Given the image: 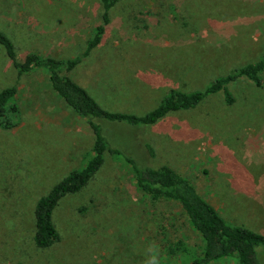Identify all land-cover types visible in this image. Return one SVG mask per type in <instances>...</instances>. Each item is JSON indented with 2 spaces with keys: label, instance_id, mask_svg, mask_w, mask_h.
I'll return each instance as SVG.
<instances>
[{
  "label": "rangeland",
  "instance_id": "rangeland-1",
  "mask_svg": "<svg viewBox=\"0 0 264 264\" xmlns=\"http://www.w3.org/2000/svg\"><path fill=\"white\" fill-rule=\"evenodd\" d=\"M99 14L97 0H0V32L18 60L35 52L64 61L84 49ZM263 55L264 0H115L100 42L65 75L102 108L142 114L170 88L202 90ZM259 77V85L230 81L231 104L217 92L148 126L94 122L111 148L173 168L227 222L264 233V68ZM11 85L15 107L3 114L11 125L0 126V264H147L154 251L160 264H186L197 255L200 238L179 204L148 198L108 152L92 179L54 207L57 239L36 247L37 198L83 165L93 136L45 69L17 74L0 46V90Z\"/></svg>",
  "mask_w": 264,
  "mask_h": 264
},
{
  "label": "trees",
  "instance_id": "trees-1",
  "mask_svg": "<svg viewBox=\"0 0 264 264\" xmlns=\"http://www.w3.org/2000/svg\"><path fill=\"white\" fill-rule=\"evenodd\" d=\"M97 1L100 5V22L92 28V35L86 40L80 54L64 61L35 52L25 53L18 60L10 39L0 32V46L17 74L27 73L34 68L45 69L52 90L78 116L86 120L93 136L90 155L83 165L68 171L45 194L37 198L33 208L34 245L45 248L57 239V231L52 222L54 207L63 196L78 192L92 179L103 162L104 152H108L116 155L117 160L128 166L135 187L148 198L173 200L179 204L188 224L201 241L197 255L192 256L186 264H208L226 257L233 258L237 264H261L258 254L264 255V233L243 224L227 222L214 206L197 192L195 186L173 168L165 164L157 167L149 164L141 165L129 154L111 148L94 119L103 118L129 125L148 126L158 122L169 112L191 109L206 95L217 92L222 93L224 103L231 104L233 99L226 85L237 77L246 78L259 85V72L264 68V55L230 74L213 78L202 90L182 91L170 88L155 107L142 114L106 110L82 86L65 75V72L72 70L78 61L100 42L105 26L110 21V11L115 0ZM15 93L16 88L13 85L0 90L1 127L11 125L8 117L3 114L7 108L14 109L15 106L8 103ZM144 148L149 156L154 155L153 149L148 144H144Z\"/></svg>",
  "mask_w": 264,
  "mask_h": 264
},
{
  "label": "clouds",
  "instance_id": "clouds-1",
  "mask_svg": "<svg viewBox=\"0 0 264 264\" xmlns=\"http://www.w3.org/2000/svg\"><path fill=\"white\" fill-rule=\"evenodd\" d=\"M147 264H160L158 252L154 251L149 255Z\"/></svg>",
  "mask_w": 264,
  "mask_h": 264
}]
</instances>
